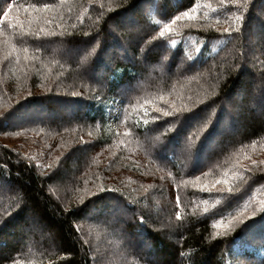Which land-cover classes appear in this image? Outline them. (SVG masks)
Instances as JSON below:
<instances>
[{"label": "trees", "instance_id": "trees-1", "mask_svg": "<svg viewBox=\"0 0 264 264\" xmlns=\"http://www.w3.org/2000/svg\"><path fill=\"white\" fill-rule=\"evenodd\" d=\"M242 3L0 0V264H264V0Z\"/></svg>", "mask_w": 264, "mask_h": 264}, {"label": "rangeland", "instance_id": "rangeland-1", "mask_svg": "<svg viewBox=\"0 0 264 264\" xmlns=\"http://www.w3.org/2000/svg\"><path fill=\"white\" fill-rule=\"evenodd\" d=\"M152 2L153 1H151L150 2V4H148L147 5V3L144 5L145 6V9H150L151 7H152ZM143 7V6H142ZM205 15H208V16H211V14H210V12L209 13H207L206 12V14ZM151 16V15H150ZM153 21H155L156 23L157 22H159V21H157L155 18H153ZM254 31L255 32H257V31H259V32H257L256 33V35L259 37V39L260 40H262L261 38H264V30H261V29H259L258 28V26L257 25H255L254 27ZM260 35V36H259ZM95 47V46H94ZM93 47V48H94ZM76 50L78 51V52H81L82 53V51H83V48L81 47V46H78L77 48H76ZM75 51V50H74ZM67 54V53H66ZM169 56V55H168ZM167 56V57H168ZM69 57V56H68ZM166 66V64L164 63V67ZM163 67V68H164ZM134 88H130L129 87V89H127V90H125V92H124V94H122V96H124V95H126V94H130L131 93V91L133 90ZM143 93V94H142ZM149 94V92L147 91V89H146V87H144V86H142V87H140V89L137 91V90H135L134 92H132L130 95H132V96H139V100H137V99H135L134 100V103H133V105H132V110H134V111H138L139 110V108H140V106L142 105V103H144V105H146L149 109H154L155 107V104H156V101H157V98L155 97V96H153V97H149V98H146V96ZM117 109H118V104H117V102L116 101H113L112 102V107H110V108H108L107 109V113H108V115L109 116H114L116 113H117ZM67 109H65L64 111H66ZM68 111V110H67ZM39 117H44V116H42V115H39V114H36V113H29V114H22L20 117H18V121H21V120H29V119H32V118H39ZM129 122V121H128ZM130 124H131V121H130V123H129V129H130ZM109 129H112V127L109 125ZM128 129V128H127ZM77 142H80L81 141V139H77L76 140ZM38 150V149H37ZM38 152H39V150H38ZM42 155H44V153H41V152H39V154H38V156H42ZM93 213L95 212V210H93L92 211ZM111 215V214H110ZM109 216V215H108ZM117 216H119V215H113L112 214V217L113 218H115V217H117Z\"/></svg>", "mask_w": 264, "mask_h": 264}, {"label": "snow or ice", "instance_id": "snow-or-ice-1", "mask_svg": "<svg viewBox=\"0 0 264 264\" xmlns=\"http://www.w3.org/2000/svg\"><path fill=\"white\" fill-rule=\"evenodd\" d=\"M229 2H230L231 4L237 6L238 8H243V7L245 6V3H242V0H229ZM245 2H246V0H245ZM12 7H13V5H11V4L8 5V8H9V9H11ZM31 7H32L33 9H35L36 11H42V10H48L51 6L45 4V5H43V8H42V9L37 8L36 5H32ZM25 11H27V9H25ZM195 11H196V9L193 8V9L190 10V12H191L192 14H190L189 11H185V12L181 13V15H180V16H177V17L175 18V20L172 21V23H173V24L176 23V21L179 20V19H181V17H186V18H188V19H194V13H195ZM7 15H8V14L5 13V17H7ZM231 20H232L233 22H240V21L243 20V16H242V15H236V14H233V16L231 17ZM11 26H12V23H11V21H9V27H11ZM168 30H170V29H169V25H168V24H165L164 27L161 29L159 35H160V36H164L165 31H168ZM237 30H238V29H237ZM224 31H225V32H228L229 29H225ZM199 50H200V49H197V51H199ZM189 59H191V57H189ZM160 99L163 100L164 97H161ZM183 110H184V109H183V106L173 107L171 110L160 109V108H157V109H156V111H158V112H162V114H163L164 116H172V115H176V114H178V113H181ZM145 123H147V121H145ZM189 146H191V142H189ZM253 163H255V162H253ZM225 182H226V181H225ZM179 205H180V200H179V197L177 196V207H179ZM176 218H177V219H180V213H179L178 211L176 212ZM219 226H220V222H216V224L214 225V227H219Z\"/></svg>", "mask_w": 264, "mask_h": 264}]
</instances>
